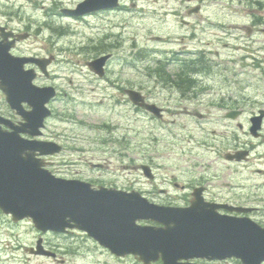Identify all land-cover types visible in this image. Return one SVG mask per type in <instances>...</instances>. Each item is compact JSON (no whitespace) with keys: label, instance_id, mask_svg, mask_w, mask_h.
<instances>
[{"label":"rangeland","instance_id":"obj_1","mask_svg":"<svg viewBox=\"0 0 264 264\" xmlns=\"http://www.w3.org/2000/svg\"><path fill=\"white\" fill-rule=\"evenodd\" d=\"M25 1H12L25 5L20 12L24 20L27 16L35 23L43 19L49 27L59 28L53 31L40 23L41 33H33L18 47L21 52L56 58L44 83L55 86L58 98L46 129V137L65 148L48 161L55 166L53 172L60 173L58 177L102 173L104 180L126 176L130 182L145 161L162 170L190 169L196 161L192 156L199 151H189L200 139L201 124L186 115L170 81L155 77L159 67L169 76L181 70L183 61L199 57L201 67L209 70L199 79L210 88L206 93L222 87L250 95L256 92L250 86L256 85L251 65L264 59L260 33L264 8L256 3L264 0H124L120 10L95 12L78 20L61 12L83 0H48V16L57 13L53 19L39 11L40 1L32 5ZM0 4V12L9 10L5 2ZM104 55L110 58L99 77L86 63ZM125 88L167 108L163 120L135 112L122 91ZM37 238L29 222L13 223L0 213V264L106 262L87 248L59 261L30 255L26 249L34 247ZM122 264L135 263L128 258Z\"/></svg>","mask_w":264,"mask_h":264},{"label":"water","instance_id":"obj_2","mask_svg":"<svg viewBox=\"0 0 264 264\" xmlns=\"http://www.w3.org/2000/svg\"><path fill=\"white\" fill-rule=\"evenodd\" d=\"M118 0H83L73 10L64 11L79 17L103 9L114 8ZM264 32V30H263ZM4 34L0 42V91L11 109L25 123L12 131L3 130L0 118V211L13 222L29 219L41 233L84 232L89 238L116 256L133 255L142 264L158 260L161 264H195L194 259L224 261L236 259L241 264L264 263V228L248 220L212 215L199 209H168L149 204L139 193L113 189H93L87 183L58 178L45 167L40 156L60 152L51 142L27 140L20 134L36 138L50 111L45 105L55 96L53 88H38L32 82L33 70L24 65L34 63L46 73L51 59H32L10 54L17 36L11 41ZM109 55L101 56L87 66L95 74L104 75ZM131 102L160 116V109L141 104L142 96L135 90L126 91ZM25 102L31 108L22 110ZM29 129H33L31 132ZM142 170L149 171L147 167ZM138 221L160 223L162 227H141ZM30 254L54 256L45 250L41 240Z\"/></svg>","mask_w":264,"mask_h":264},{"label":"flooded vegetation","instance_id":"obj_3","mask_svg":"<svg viewBox=\"0 0 264 264\" xmlns=\"http://www.w3.org/2000/svg\"><path fill=\"white\" fill-rule=\"evenodd\" d=\"M12 1L16 2L18 0H0V3L5 2L4 6L9 9L6 12H0V42L4 34L28 35L29 39L33 33H41L42 23L47 29L50 28L53 31L59 29L58 26L49 27L47 20L41 19V22L35 23L36 21H31L29 16L24 20L20 12L25 8V5L19 2L16 6ZM21 1L27 3L25 0ZM28 1L31 5L40 1L39 11H43L46 17L57 18V13L48 16L49 7L45 5L48 0ZM123 1L120 0L122 3ZM122 3L115 9H122ZM0 6H3V4H0ZM37 9H35V12ZM61 14L64 15L62 12ZM83 18L84 16L74 17L73 19ZM8 38V41L13 39L11 35ZM21 43L23 42L14 44L11 50L12 55L52 59L51 64L46 67V74H42L36 66H26V69L32 68L35 70L34 84L37 87H52L44 83V78L49 77L48 69L56 61V58L49 54L45 57L40 53L21 52L18 49ZM202 62L203 60L198 57L189 58L183 61L184 75L182 78L179 77L178 82L172 80L175 76H171L172 79L167 78L170 81L171 88L175 89L180 102L184 104L183 110L186 115L197 119L201 124L199 128L202 131H200V139L193 138V140H196L192 144V150H194H188L191 154L194 151H199L192 156L196 161L192 163L189 170H162V166L145 161L138 166L134 173V179L130 182L126 180V176H115L119 181L115 178L104 180L102 173L93 176L75 173L65 179L89 183L93 189L106 188L122 192L135 191L148 203L157 207L168 209L194 208L208 211L214 216L248 220L264 228V86H260V82L264 80V59L251 65L253 71L255 70L252 78L256 81V85H250L256 88L253 95H250L248 91L230 90V87H227L226 90H223L222 87L215 91L210 90L211 93H206L210 88H207L203 80H199L202 74L205 73V69L199 67L203 64ZM192 81L193 84H191ZM245 87L247 86L245 85ZM52 88L55 96L45 105L50 114L42 121L43 125L38 128L41 135L36 140L44 143H54L60 147L61 154L65 150L64 146L46 137L47 126L55 114L52 105L58 99L55 86ZM122 91L125 95V89ZM212 92H215V95ZM140 93L142 94L141 104H155L142 92ZM209 94L212 95L210 98H208ZM155 105L161 110L160 117L151 115L142 106L134 107V110L162 121L167 108ZM21 107L24 112L31 110L25 102L21 104ZM0 118L7 120L9 123V126L1 123V127L7 130L21 128L25 123L23 117L4 101L1 91ZM29 130L33 132V129ZM20 135L27 140H33L27 133H21ZM189 139L191 140V136ZM57 155L43 157L47 164L46 168L51 169L52 172H50L55 176L60 175V173L53 172L55 166H50L53 163L48 161ZM143 166L149 167L150 171H142L141 167ZM100 167L101 165L94 168ZM138 223L141 226L160 227V224L153 222L140 221ZM47 236H50V238L46 239ZM39 238H42V245L47 250L55 253L56 256L52 258L54 261L74 255L82 248H87L105 257V264H122L128 258H131L135 264H141L132 256L117 257L112 255L108 250L102 248L79 231L56 235L50 233L38 234L37 239ZM152 264H161V262L156 261ZM196 264L222 263L196 261Z\"/></svg>","mask_w":264,"mask_h":264},{"label":"trees","instance_id":"obj_4","mask_svg":"<svg viewBox=\"0 0 264 264\" xmlns=\"http://www.w3.org/2000/svg\"><path fill=\"white\" fill-rule=\"evenodd\" d=\"M257 5H259L260 7H263L264 8V2H260V1H258L257 3H256ZM262 8V9H263ZM201 66V65H200ZM164 71L162 70V75H161V73H159V76H160V79H164V77H163V73ZM183 74V73H182ZM191 84H193V81L191 82ZM238 264V263H237Z\"/></svg>","mask_w":264,"mask_h":264}]
</instances>
